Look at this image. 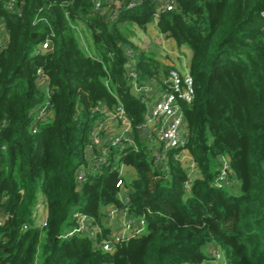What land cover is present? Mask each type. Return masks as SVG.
<instances>
[{"label":"trees","instance_id":"obj_1","mask_svg":"<svg viewBox=\"0 0 264 264\" xmlns=\"http://www.w3.org/2000/svg\"><path fill=\"white\" fill-rule=\"evenodd\" d=\"M7 1L0 0L9 35L0 51V264H204L215 259L211 243L227 264H264V0H178L157 18L145 2L120 9L114 20L93 0H18L16 11ZM154 21L192 51L195 90L191 103L180 100L185 143L163 164L139 132L146 105L127 78L128 47L137 52L141 80L164 84L169 77L173 67L132 40V25L146 29ZM80 24L90 34L86 46ZM47 38L52 46L43 50ZM120 102L137 145L113 152L133 171L125 176L129 212L146 227L108 252L97 243L111 232L103 220L108 207L125 205L119 172L103 168L81 184L76 172L88 164L92 130L104 117L95 107ZM44 106L49 112L40 117ZM184 154L195 163L189 189ZM224 155L228 182L218 186ZM40 201L44 227L33 216ZM75 211L101 227L95 240L64 237L76 226Z\"/></svg>","mask_w":264,"mask_h":264},{"label":"built area","instance_id":"obj_2","mask_svg":"<svg viewBox=\"0 0 264 264\" xmlns=\"http://www.w3.org/2000/svg\"><path fill=\"white\" fill-rule=\"evenodd\" d=\"M18 0H8L7 8L16 11ZM145 2H151L156 9V18L160 12L172 11L176 8L178 0H93L94 8L100 12L110 11L109 19L114 20L120 9H134ZM264 18V10L261 12ZM8 31L0 19V51L8 42ZM52 46V40L47 38L41 44V49L47 50ZM126 55L129 60L127 62V78L130 82L131 89L145 103L143 120L137 126L142 137L151 144L153 157L158 163H165L168 152L174 148H178L185 143L187 136L186 119L180 103L184 100L191 103L194 98V80L190 73H182L177 68L170 70L169 77L161 84L155 79L141 80L137 69L138 60L137 52L128 47ZM39 73H42L39 70ZM39 84L46 85L47 80L43 75L38 78ZM94 111H100L104 117L97 121L94 126L90 138V142L86 149L88 164L77 169V183H83L90 175L98 174L103 168L117 169L119 179L117 186L119 187V198L125 204L124 207L116 206L108 207L103 218L104 223L111 228L110 234L101 239L97 243L104 251L112 252L115 245L121 240L140 234L144 231L146 221L143 217H137L136 214L129 212V188L125 187V176L127 166L123 163L118 164L119 156L113 151L117 148L123 149L127 143L136 146L134 139L133 119L129 116L124 104L117 103L112 107H104L98 105ZM47 106L40 109V117L48 114ZM188 162L189 179L185 184L187 189L195 177V163L189 155L184 154L182 157ZM220 173L215 184L218 186L228 182L229 159L225 155L221 158ZM33 216L36 219L38 227L48 225L47 208L43 201H40ZM73 217L76 226L64 235V237L74 234H85L94 240L98 237L101 227L95 222L90 215L75 211ZM115 220V223L110 221ZM4 218L0 217V227L4 224ZM29 225L24 224L23 229H28ZM216 257L220 258L222 251L217 249Z\"/></svg>","mask_w":264,"mask_h":264},{"label":"rangeland","instance_id":"obj_3","mask_svg":"<svg viewBox=\"0 0 264 264\" xmlns=\"http://www.w3.org/2000/svg\"><path fill=\"white\" fill-rule=\"evenodd\" d=\"M155 24H156L155 21L153 23H150L146 29H142V28H139L135 25H132V28L135 32L134 36L132 37V40L141 49L153 52L156 55V57L163 62L165 59H167L169 57L170 53H167L168 52L167 48L164 49L163 47L160 46L159 43L156 42L157 38H159V37L156 35ZM77 30H78L77 34H78L82 44L85 46L88 45L89 41H90V39H89L90 34H89L88 30L86 29L85 25L84 24L78 25ZM132 172L133 171L127 167V175H128V173L132 174ZM110 222L115 223L116 221L113 220ZM105 224L111 225L110 223H105ZM217 251L218 250L215 247V249L213 251H211L210 253L208 252V255L210 257H213L216 255ZM221 255L222 256L220 258H217L215 256V259L213 258V261L208 262L207 264H227L226 260L224 259L223 253H221Z\"/></svg>","mask_w":264,"mask_h":264},{"label":"crops","instance_id":"obj_4","mask_svg":"<svg viewBox=\"0 0 264 264\" xmlns=\"http://www.w3.org/2000/svg\"><path fill=\"white\" fill-rule=\"evenodd\" d=\"M155 26H156V35L159 37L157 38L156 42L159 43L160 46L163 47L164 49L167 48L168 50L167 53H170L167 59L165 60L163 59L164 60L163 62L166 65L179 69L184 74L189 73L192 51L188 47L179 48L173 38L161 33L156 24ZM215 247L216 244L211 243L207 247V251L210 253L215 249ZM212 261L213 260L207 261L204 264H207L208 262H212Z\"/></svg>","mask_w":264,"mask_h":264}]
</instances>
